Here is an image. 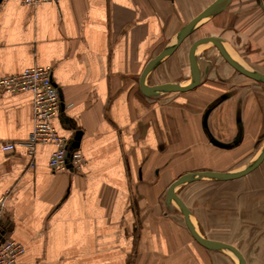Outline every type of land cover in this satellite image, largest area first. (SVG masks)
I'll return each instance as SVG.
<instances>
[{
  "label": "crops",
  "instance_id": "1",
  "mask_svg": "<svg viewBox=\"0 0 264 264\" xmlns=\"http://www.w3.org/2000/svg\"><path fill=\"white\" fill-rule=\"evenodd\" d=\"M213 1L0 0V78L50 67L60 100L53 126L84 160L79 169L53 172L51 144L37 145L28 158L32 96L0 90L1 226L23 247L15 264H235L193 240L181 214L167 209L165 191L182 174L230 171L253 152L264 136V84L222 60L186 92L149 98L138 86L145 64ZM197 30L221 37L264 74V0H231ZM191 45L184 76L179 46L147 84L187 81ZM162 67L173 68V78L151 83ZM208 136L232 147H216ZM262 174L242 186L254 218L264 211ZM192 199L187 207L203 237L234 246L245 264H264V225L257 229L255 220L244 246L207 236L202 207Z\"/></svg>",
  "mask_w": 264,
  "mask_h": 264
},
{
  "label": "water",
  "instance_id": "2",
  "mask_svg": "<svg viewBox=\"0 0 264 264\" xmlns=\"http://www.w3.org/2000/svg\"><path fill=\"white\" fill-rule=\"evenodd\" d=\"M175 1V0H167ZM231 0H214L205 7L201 12L194 16L190 21L184 24L164 46V48L151 58L143 67L139 78L138 86L142 95L149 98H158L168 93L186 92L201 85L211 68V61L200 58V51L207 45L213 46L217 53L239 74L261 84H264V74L250 68L231 47L217 36H205L197 39L189 49V68L190 78L185 82H166L157 85H148V76L161 64L170 57L183 41L199 29L203 24L222 12ZM211 144L220 148H231L232 145H223L216 142L210 136ZM70 149L67 148L66 156L69 158ZM264 160V138L254 156L245 165L226 172H217L211 170H201L188 172L180 175L173 180L165 191V204L168 210L174 209L183 217L184 224L191 237L201 247L214 252H220L229 256L235 264H245L241 253L232 245L209 240L202 236L189 208L176 194V189L188 183L210 180V181H231L243 177L255 170Z\"/></svg>",
  "mask_w": 264,
  "mask_h": 264
},
{
  "label": "rangeland",
  "instance_id": "3",
  "mask_svg": "<svg viewBox=\"0 0 264 264\" xmlns=\"http://www.w3.org/2000/svg\"><path fill=\"white\" fill-rule=\"evenodd\" d=\"M203 35L205 34H203L202 31L196 30L180 45L176 54L179 74L182 73L183 76L185 75L183 72L186 70V52L188 51L189 46ZM199 56L200 58L210 60L211 65L212 61L222 62L223 60V58L217 53L216 49L211 45L205 46L200 51ZM172 69L173 68L170 67V70ZM170 70L167 67L166 69H163L162 67L158 71L156 69L154 76L152 75L150 78L151 83L162 82L173 78ZM263 138L264 136L256 142L253 152L249 155L247 154L246 159L243 162L241 161L238 166L233 169H237L250 161L261 145ZM262 173H264L263 165L247 177L240 180L228 182L201 180L196 183H188L180 186L176 191L181 195L188 207H190L191 200H193L192 198H194V204L196 203L195 199H197L198 206H201V209L203 210L202 224L203 222L205 225L207 223L206 226L204 225L201 227L203 233L207 232L205 235L213 237L228 236L230 244L244 246V244L248 245V243L244 242V238L247 239V236L252 235L254 232L253 228L255 227V220L256 225L258 226L257 229H260L261 224L264 225V211L261 213L259 212L262 214L261 216L257 218L253 217V212L249 211L244 204L243 200L245 194L242 186L244 187L245 183L252 182L255 176H263ZM196 192H198V196L196 195ZM192 193H194V195H192ZM207 209H210L209 213L206 212L208 211ZM261 231L262 234H264V226H261ZM258 233L260 234V232ZM249 239L253 241V236ZM251 246H253L252 242ZM230 260L232 261L231 258ZM214 263L217 264L216 259H214Z\"/></svg>",
  "mask_w": 264,
  "mask_h": 264
},
{
  "label": "built area",
  "instance_id": "4",
  "mask_svg": "<svg viewBox=\"0 0 264 264\" xmlns=\"http://www.w3.org/2000/svg\"><path fill=\"white\" fill-rule=\"evenodd\" d=\"M22 4L37 5L57 3L58 0H20ZM0 90L15 94L29 92L32 96L33 126L24 143L27 157L32 159L37 145L51 144L54 150L48 160V166L53 172L66 170L68 167L79 169L83 164V157L79 153H70L67 158V141L60 136L53 126V120L59 114L58 88L51 78L50 67H30L16 75L0 78ZM5 152H12V143H3ZM3 200H0V264H15L23 253V247L4 236L1 226Z\"/></svg>",
  "mask_w": 264,
  "mask_h": 264
}]
</instances>
